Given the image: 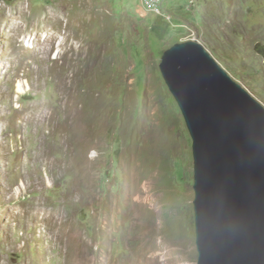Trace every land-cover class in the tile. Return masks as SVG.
Masks as SVG:
<instances>
[{"label": "rangeland", "instance_id": "1", "mask_svg": "<svg viewBox=\"0 0 264 264\" xmlns=\"http://www.w3.org/2000/svg\"><path fill=\"white\" fill-rule=\"evenodd\" d=\"M164 2L172 22L0 0V264H198L193 140L160 64L198 41L264 106V0Z\"/></svg>", "mask_w": 264, "mask_h": 264}, {"label": "water", "instance_id": "2", "mask_svg": "<svg viewBox=\"0 0 264 264\" xmlns=\"http://www.w3.org/2000/svg\"><path fill=\"white\" fill-rule=\"evenodd\" d=\"M160 69L193 140L198 264H264L263 104L198 41L164 51Z\"/></svg>", "mask_w": 264, "mask_h": 264}, {"label": "bare ground", "instance_id": "3", "mask_svg": "<svg viewBox=\"0 0 264 264\" xmlns=\"http://www.w3.org/2000/svg\"><path fill=\"white\" fill-rule=\"evenodd\" d=\"M149 139V138H148ZM142 191H143V193H144V197L142 198V201L141 202H143L144 204H150L151 206H156L157 205V203H158V201H156V199H155V197H154V195H152L151 193H150V191H151V187L148 185V183L146 182L144 185H143V187H142ZM138 197V196H137ZM139 198V197H138ZM137 198V199H138ZM136 199V198H135ZM137 201V200H136ZM140 202V201H139ZM160 246V248H161V250L162 251H164L163 253H156V255H155V258L157 257H162L163 258V261L165 262V263H168L169 261H170V257H168L169 256V249H170V247H165V246H162V245H159ZM160 250V249H159ZM160 254V255H159ZM161 261H162V259H161ZM176 264H182V263H176ZM185 264H188V262H185Z\"/></svg>", "mask_w": 264, "mask_h": 264}, {"label": "built area", "instance_id": "4", "mask_svg": "<svg viewBox=\"0 0 264 264\" xmlns=\"http://www.w3.org/2000/svg\"><path fill=\"white\" fill-rule=\"evenodd\" d=\"M140 5L149 12L163 17L166 21L172 22V16L164 8V0H139Z\"/></svg>", "mask_w": 264, "mask_h": 264}]
</instances>
